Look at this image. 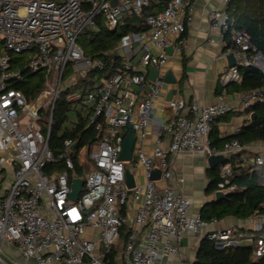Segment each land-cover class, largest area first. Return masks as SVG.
Instances as JSON below:
<instances>
[{
  "label": "built area",
  "instance_id": "built-area-1",
  "mask_svg": "<svg viewBox=\"0 0 264 264\" xmlns=\"http://www.w3.org/2000/svg\"><path fill=\"white\" fill-rule=\"evenodd\" d=\"M112 1L0 0V259L7 245L19 253L16 264H112L109 256L126 225L130 231L121 251L123 264H163L167 257L182 260V241L188 233H200L217 249L250 245L255 257H264L263 234H246L240 225L213 230L218 220L192 214L191 198L177 189L185 180L174 167L175 158L185 153L207 159L240 154L242 164L251 165L264 181V143L243 145L234 139L219 148L211 139L218 119L264 101V87L244 92L239 108L222 97L210 105L167 102L175 116L161 123L154 150L146 153L152 111L167 85L163 70L171 58L168 48L173 47L174 54L186 45L195 0H168L163 11L149 14L146 9L154 0H119L115 6ZM233 1L223 0L224 8L212 14L222 39L229 34L233 44L235 65L222 76L223 87L239 83L242 68L264 71L262 54L255 53L244 32L232 28L228 9ZM100 16L110 31L129 17L144 21L148 30L123 35L116 48L124 54L123 66L84 93L83 81L107 68L105 60L87 56L79 44ZM24 54L29 57L19 59ZM149 66L159 70L156 81L149 78ZM40 71L45 73L44 89L30 102L15 85L23 83L27 73ZM70 90L75 91L67 100L84 106L87 128L96 131L97 140L79 143L73 150L77 140L67 138L57 155L49 145L53 122L46 131L40 122L43 111L52 110L53 115L61 93ZM128 130L136 143L133 159L123 162L120 153ZM165 133L170 138L167 146ZM248 152L254 153L251 163ZM75 156L85 171L84 190L76 201L70 196L77 173ZM61 163L63 169L58 170ZM137 165L143 168L145 182L129 189L126 171ZM155 170L160 179H153ZM233 170L232 163L221 164L218 190H239L232 183ZM132 204L134 216L129 219L122 209ZM254 217L260 232L264 213ZM88 228L99 232V241L87 237Z\"/></svg>",
  "mask_w": 264,
  "mask_h": 264
},
{
  "label": "crops",
  "instance_id": "crops-1",
  "mask_svg": "<svg viewBox=\"0 0 264 264\" xmlns=\"http://www.w3.org/2000/svg\"><path fill=\"white\" fill-rule=\"evenodd\" d=\"M167 1L154 0L151 5L152 9L150 7L146 14L163 11ZM223 8V0H195L193 21L188 26L185 34L186 45L180 53H174L171 56L163 70L165 75L171 71L177 83L175 85H166L161 99L155 104L150 120V135L143 146L146 153L151 154L153 152L161 123L167 122L175 116V112L166 105L168 102L167 95L170 91L175 92L174 99H181L187 103L197 102L210 105L218 102L222 97L225 102L231 103L233 106L239 108L240 98L243 93L229 92L221 84L222 76L231 66V48L233 45L231 38L228 36L223 40L220 29L213 25L212 14ZM101 22L104 24L103 20ZM99 26L97 24L92 30L99 31ZM116 48L114 52L117 51V55L122 59V55L124 56L123 52L118 51ZM135 60L137 61L138 59ZM121 61L123 63V59ZM248 122L249 118L247 114L238 109L222 117L213 126L218 129L221 137H229L237 134ZM163 138L165 145H169L170 138L168 133H165ZM245 155L250 159L251 163L254 158V153L248 152ZM232 158H225V162L226 159ZM236 159L240 163L243 162V156ZM241 166L251 171V165H243L241 163ZM174 167L177 176L185 180L184 183L178 185L177 189L179 191L183 190L191 198L192 214L201 213L204 205L213 201L215 198V193L212 195L206 193L210 182L208 172L211 169L208 165V159L201 155L185 153L175 158ZM131 172L134 174L137 184H144L145 177L143 168L140 165H137ZM160 184L161 187L167 186L164 182H160ZM134 208L135 205L132 204L128 209H125L126 216L129 219H132L134 216ZM256 222L257 217H251L246 220L227 217L213 224L211 229L218 230L240 225L244 228L246 234L253 236L264 235V229L260 232L256 230ZM124 228L126 233H129V225H126ZM91 237L93 240L99 241V232L95 230L91 231L89 238ZM126 238L120 237L117 245H115L116 254L113 259V264H123L121 251ZM202 240L203 238L200 233H188L182 241V260L167 257L163 264H193ZM3 253L11 263L14 262L16 264L20 260L19 253L15 249L10 250L7 245H4Z\"/></svg>",
  "mask_w": 264,
  "mask_h": 264
},
{
  "label": "trees",
  "instance_id": "trees-1",
  "mask_svg": "<svg viewBox=\"0 0 264 264\" xmlns=\"http://www.w3.org/2000/svg\"><path fill=\"white\" fill-rule=\"evenodd\" d=\"M150 7L146 9V12ZM228 13L232 28L244 32L254 45L256 49L255 53H261L264 57V0H234L228 9ZM97 24L100 25L99 31L90 30L83 40H79V44L87 56L105 60L107 68L105 72L96 71L91 73L88 79L83 81L81 87L84 88V93L90 91L96 81H100L103 77L111 76L123 66L121 57L114 52L123 35L130 32L148 30L144 21L136 17L127 18L125 24L114 31H110L101 21H97ZM44 75V71L27 73V79L23 83L15 85V88L21 90L28 101L31 102L35 98V95L37 97L41 93ZM36 76H39L42 82L38 85H30L29 82ZM241 76L242 79L239 83L232 82L224 88L229 92L244 93L264 87V71L259 68H242ZM65 103L71 104L72 102L66 100ZM57 104L54 112L55 117L57 114ZM244 112L247 114L249 122L233 136L221 137L218 129L215 126L212 127L211 139L214 146L222 148L226 143L234 139L240 141L243 145L264 143V101L256 103ZM252 114L255 115L254 119H252ZM67 138L80 140V144L84 145L96 141L97 133L91 127L87 128L86 120L80 121L73 130L66 132L62 137L54 134L52 130L49 143L50 149L55 154H58L57 149L63 146L64 140ZM238 157H242V155L239 154L233 156L232 159H226V164L232 163L234 166L231 179L232 183L237 185L239 190L228 198L218 201L213 200L205 204L201 212L205 220L221 221L227 217L246 220L264 213V181L257 172L244 169L241 166L242 162L237 161L236 158ZM74 159L76 162V172L80 177H83L85 171L79 166L76 156ZM220 166L221 164L216 168L209 169L208 176L210 182L206 189L208 195H212L218 191L219 183L221 182ZM57 168L63 169V163L59 164ZM122 214L126 215L125 208L122 209ZM127 236L128 232L126 233L123 227L120 237L126 238ZM115 254L114 246L113 252L109 256L112 264ZM193 264H264V257H255L253 247L250 245L217 249L212 241L204 238Z\"/></svg>",
  "mask_w": 264,
  "mask_h": 264
},
{
  "label": "water",
  "instance_id": "water-1",
  "mask_svg": "<svg viewBox=\"0 0 264 264\" xmlns=\"http://www.w3.org/2000/svg\"><path fill=\"white\" fill-rule=\"evenodd\" d=\"M119 0H113L111 3L113 6H115L116 4H118ZM168 54L170 56L173 55V47L168 48ZM231 66L235 65V58L233 56V54H231ZM148 71H149V78L152 81H156L158 75H159V70L157 68H155L154 66H149L148 67ZM164 82L167 85H175L177 83V80L174 76V74L169 71L165 77H164ZM174 91H170L167 95V101H171L174 99ZM255 115L252 114V119H254ZM80 140H77L73 146L72 149L75 150L76 147L79 145ZM135 143H136V136L132 131H129L127 133V136L125 138V141L122 145V151L120 153V160L123 162H129L133 159V154H134V148H135ZM225 162V157L223 155H214L208 158V165L209 168L213 169L216 168L218 165L223 164ZM160 171H155L153 172V179H158L160 177ZM84 177H80L77 173H73V180H72V184H71V199H73L74 201H76L80 195V193L84 190ZM126 182H127V186L129 189H132L136 186V180H135V176L134 174L127 169L126 171ZM235 192L234 191H222V190H218L215 192V198L214 200L218 201L224 198H228L231 195H233Z\"/></svg>",
  "mask_w": 264,
  "mask_h": 264
},
{
  "label": "rangeland",
  "instance_id": "rangeland-1",
  "mask_svg": "<svg viewBox=\"0 0 264 264\" xmlns=\"http://www.w3.org/2000/svg\"><path fill=\"white\" fill-rule=\"evenodd\" d=\"M103 20V16H100L98 18V21ZM84 39V36L80 37V41ZM118 54V52H115ZM29 57V54H24L20 59H27ZM68 75V74H67ZM45 82V76L43 77ZM41 78L39 76L34 77L33 80H31L29 83L30 85H38L40 84ZM42 90L44 89V84L42 85ZM41 90V91H42ZM75 90H70L68 92L61 93L59 96L58 104H57V114L56 117L52 115V110L49 112L47 110L43 111L42 117L43 120L40 122L42 128L46 131V129H49L50 122L52 121L53 126V132L54 134L58 135L59 137H62L66 132L71 131L75 128V126L80 122L86 120L87 122V110L84 108V106L79 102H74L71 104H66L65 101L67 100V96L72 94ZM31 101L35 102L37 100L36 95L34 96ZM23 116V115H21ZM55 117V118H54ZM53 119V120H52ZM55 119V120H54ZM58 154L63 152V146L57 149ZM57 154V155H58ZM76 154V153H75ZM86 160V166L88 168H91L93 166V163L91 160H89L88 156L85 157ZM58 170H60L58 168ZM136 176L138 177L137 173ZM10 180V179H9ZM9 180L7 183H9ZM94 231L91 228L87 229V237H90V232ZM92 239V237H91ZM3 260L0 259V264H14L7 260L6 255L4 253L1 254Z\"/></svg>",
  "mask_w": 264,
  "mask_h": 264
}]
</instances>
